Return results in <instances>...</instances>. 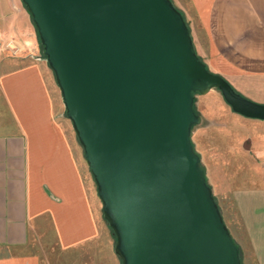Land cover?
Returning a JSON list of instances; mask_svg holds the SVG:
<instances>
[{"label":"water","instance_id":"95a60500","mask_svg":"<svg viewBox=\"0 0 264 264\" xmlns=\"http://www.w3.org/2000/svg\"><path fill=\"white\" fill-rule=\"evenodd\" d=\"M37 30L121 264H242L192 143L195 96L217 89L171 0H20Z\"/></svg>","mask_w":264,"mask_h":264},{"label":"crops","instance_id":"0c3cea01","mask_svg":"<svg viewBox=\"0 0 264 264\" xmlns=\"http://www.w3.org/2000/svg\"><path fill=\"white\" fill-rule=\"evenodd\" d=\"M171 1L208 69L264 104V0ZM8 41L20 52L5 49ZM41 50L22 2L0 0V264H45L41 248L75 254L87 247L99 264L100 239L114 234ZM246 119L255 121L236 148L243 162L223 164L216 182L209 153L207 175L243 264H264V121ZM109 243L106 264H117Z\"/></svg>","mask_w":264,"mask_h":264},{"label":"rangeland","instance_id":"374dc122","mask_svg":"<svg viewBox=\"0 0 264 264\" xmlns=\"http://www.w3.org/2000/svg\"><path fill=\"white\" fill-rule=\"evenodd\" d=\"M41 54L43 55V48L41 50ZM44 56V55H43ZM212 72V71H211ZM227 80V79H226ZM228 81V80H227ZM229 82V81H228ZM231 84V82H229ZM231 86L243 97L251 100L254 102V97H249L244 95L243 93L239 92L234 85ZM215 93L210 92L207 95H196L195 96V110L197 114L203 115L205 119L211 122H214L215 125L208 126V122L204 125V123L200 126H196L194 128V135L192 137V143L195 148V151L200 156V166L204 170L206 180L209 185H211L210 180L207 175V158L206 155L210 153L212 158V168L214 174V180L216 182L222 180L221 177L223 175V171L220 170L223 164L230 163V160L233 159L235 165L243 162L240 158L239 153H237L236 148H240L243 146L239 141L242 135H253L254 134V121L248 120L245 117H242L238 114H235L231 111V109L226 105L225 101L221 97V93L217 90H213ZM221 95V96H220ZM205 126V127H204ZM240 146V147H239ZM85 159V158H84ZM85 161V160H84ZM247 164V162H245ZM248 165H245L247 169ZM234 169V165L228 167ZM92 177V176H91ZM93 179V178H92ZM91 179V185L93 187V192L96 190V185L94 181ZM243 180V179H242ZM242 181H237L236 185L240 186ZM231 184L234 181L230 182ZM215 196V194H214ZM215 200L218 204V197H215ZM219 206V205H218ZM220 209V207H219ZM221 211V210H220ZM101 214V212H100ZM103 216V212H102ZM226 223V222H225ZM107 224V223H106ZM108 231L110 228L108 227ZM111 232H107L104 235L107 237H102L100 239L99 246L97 247L96 251L100 253V263L99 264H106L108 260L106 255L109 254L107 248L110 247L113 243L114 246L116 245V237H110ZM109 234V236H108ZM112 239V240H111ZM41 252L44 254L43 260L45 264H96L94 262V257L90 256L89 250L90 248H84L78 250L77 253L74 252H66L65 254L60 253V251L54 248H41ZM48 255H46V253ZM241 254V253H240ZM117 257V256H116ZM115 263L121 264V260L117 258ZM242 261V255H241ZM243 264V262H242Z\"/></svg>","mask_w":264,"mask_h":264},{"label":"built area","instance_id":"2783aa9c","mask_svg":"<svg viewBox=\"0 0 264 264\" xmlns=\"http://www.w3.org/2000/svg\"><path fill=\"white\" fill-rule=\"evenodd\" d=\"M4 48L12 51L14 55L20 52V48L14 43V41H8L5 43Z\"/></svg>","mask_w":264,"mask_h":264},{"label":"trees","instance_id":"16d2710c","mask_svg":"<svg viewBox=\"0 0 264 264\" xmlns=\"http://www.w3.org/2000/svg\"><path fill=\"white\" fill-rule=\"evenodd\" d=\"M43 48V47H42ZM201 167V166H200Z\"/></svg>","mask_w":264,"mask_h":264}]
</instances>
